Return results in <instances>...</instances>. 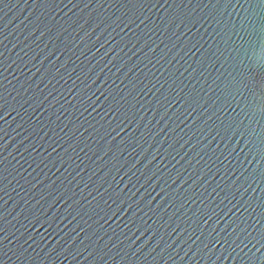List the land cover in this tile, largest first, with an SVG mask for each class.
I'll list each match as a JSON object with an SVG mask.
<instances>
[{
  "label": "water",
  "instance_id": "obj_1",
  "mask_svg": "<svg viewBox=\"0 0 264 264\" xmlns=\"http://www.w3.org/2000/svg\"><path fill=\"white\" fill-rule=\"evenodd\" d=\"M0 264H264V0H0Z\"/></svg>",
  "mask_w": 264,
  "mask_h": 264
}]
</instances>
